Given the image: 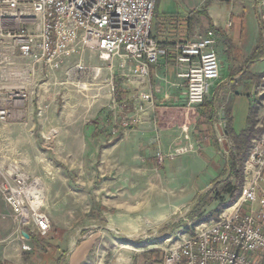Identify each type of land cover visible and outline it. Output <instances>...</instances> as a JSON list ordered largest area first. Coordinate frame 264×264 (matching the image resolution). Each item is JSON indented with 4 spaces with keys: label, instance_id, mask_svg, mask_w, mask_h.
<instances>
[{
    "label": "rangeland",
    "instance_id": "374dc122",
    "mask_svg": "<svg viewBox=\"0 0 264 264\" xmlns=\"http://www.w3.org/2000/svg\"><path fill=\"white\" fill-rule=\"evenodd\" d=\"M258 4H260V0H207L201 2L199 0H156L153 32L156 34L157 29L159 30L162 24L155 19V16L158 15L162 18L169 13H172L170 15L172 18H176L175 22L179 21L180 18L188 19L186 39H193L203 34L207 28H213L210 16L221 27H224L226 22L231 20L234 22L235 28H239V18L243 22L241 25L242 37L241 39L232 38L236 44L242 43V46L234 45V47L243 53H249L251 47L253 48L258 43L259 49H263L262 57H264V28L262 31L259 30V34L254 12V10L257 11L258 15L261 16L264 10L262 7L260 9ZM261 19L264 20L263 17ZM172 22L174 23V21ZM83 53L61 58L57 67L44 68L39 76L33 70L23 73L19 78V80L23 78L21 83L25 85L24 89L19 90L24 94L22 100L7 101L10 92L15 90L4 86L6 73L0 70V108L7 109L6 119L0 120V161L6 167L11 163L17 165L31 178H36L41 182L43 188L41 211L49 216L51 223L49 234L47 233L43 237H33L34 240L29 243L35 247L31 251H23L27 253V255L25 254V264H34L35 259H39V257L42 259L36 264H66V250L56 251L46 248L54 228L60 225H74L72 226L74 228L69 229L70 231L76 228H89L90 232L85 235L92 234L96 230L99 231L92 234L97 244L99 243L98 248L93 249L80 264H117V259L120 256H125V259H128L127 264H161L165 244L173 240L180 232L188 234L191 231L190 227L197 224L195 220L198 215L206 214L219 203V199L215 196L217 193H219L218 196L222 195L218 190L223 185V180L227 175L223 174L216 182L212 183L208 188L211 190L206 193L207 196L204 192L203 195L199 194L200 196L192 202L189 208L186 207L177 211L168 221L156 223L149 230L143 232L137 231L127 234L119 232L118 228L110 224L109 221H116L113 216L116 211L113 210L114 212H112V208L114 209V206L118 204L110 191L111 185L105 186L102 190L103 200L101 201L106 205L105 211H103L105 216H84L93 202L92 199L97 196L96 189L88 182L89 168H87L86 159L88 153L83 160L78 159V154L67 151L66 141L73 132L71 129L74 128L72 126L74 123L84 122L86 125L95 127L98 126V123L100 124L101 118L107 121L105 111L109 104H112L109 95L114 93V89H112L113 82L111 79L108 80V77L105 78L106 76L99 77L100 75L98 78L90 72L89 68L93 69L94 66L88 62L89 60L86 59L85 61ZM249 57L250 54L245 61L240 58L239 64L242 63L243 73L231 80L228 85L231 93L228 94H232L234 85L240 86L242 84L243 88L240 89L239 87L240 91L248 94L247 96L255 107L254 128L262 131L251 139V146L254 139L261 138L264 134V118L261 115L258 117L256 115V109L261 106L264 100V69L257 71L263 64L253 65L259 62V58L251 61ZM222 60L225 62L224 71L227 72L226 58L222 57ZM233 60L236 61L235 58ZM77 63L84 64L88 69L80 73L76 69ZM252 65L253 67H251ZM237 67L234 70L231 69L232 75L240 71V66ZM79 80L85 82L86 87L84 89L75 85ZM244 80H247L248 86ZM12 82L16 84V81ZM103 84L107 85L104 91L102 89ZM247 96H239L237 100L235 98L233 105H231V127L234 131H239L246 125ZM223 101L224 98L221 97L220 103ZM31 113L32 117H29ZM176 113L180 115L182 111ZM49 115L53 117V122L50 121ZM225 116L227 117V115ZM218 117L215 128L220 135L222 134L223 138L225 135L227 144L231 146L232 140L227 127ZM29 118L35 122L27 121ZM72 119L74 120L72 121ZM186 119L187 116L184 117V120ZM170 134L176 135L173 132ZM222 144H225L224 141ZM229 145L225 144V147ZM172 162L165 161L164 165L184 185L187 174L183 169L177 168V165H169ZM159 170L164 175V170L161 168ZM193 171L198 172V179L202 181L207 178L206 173H209L208 168L204 166L200 169L195 168ZM230 179L231 177L227 180ZM224 196L226 198V195ZM210 198L212 199L208 200ZM256 199H258V195ZM156 203V201L151 200L148 205L155 207ZM253 204L254 202L245 204L244 207L248 209V206H253ZM139 213L143 214L141 211ZM22 227L0 197V258L6 259L9 256L8 258H12L9 260V264H17L14 255H10L12 251H16V245L12 246L13 239L17 238L18 248L22 250L20 248L22 239L19 235V229ZM72 235L71 233L70 238ZM55 253L57 261L53 262L52 256ZM4 264L8 263L5 262Z\"/></svg>",
    "mask_w": 264,
    "mask_h": 264
},
{
    "label": "crops",
    "instance_id": "0c3cea01",
    "mask_svg": "<svg viewBox=\"0 0 264 264\" xmlns=\"http://www.w3.org/2000/svg\"><path fill=\"white\" fill-rule=\"evenodd\" d=\"M259 8L262 9L260 6ZM254 12L259 32L258 17L262 16L264 19V12L261 16L257 11L254 10ZM170 15L172 13L162 18L155 16V19L162 23L155 35L168 47V56L150 65L148 76L144 79L131 74L130 60L125 61L122 57L113 56L110 60L103 61L95 52L82 51L85 61L89 60L88 62L94 66L93 69L89 68L90 72L97 77L100 75L99 77L106 76L108 80L111 79L114 93L109 95L112 104H109L105 111L107 121L101 118L100 124L98 123L95 127L86 125L84 122L72 124L73 132L66 141V148L68 152L78 154L77 158L80 160H83L88 153L86 156L87 168H89L88 182L96 189L97 196L92 199L93 202L84 216H89V213L98 206L101 207L100 215L105 216L103 211L106 205L101 201L103 200L102 190L105 186L111 185L110 191L118 204L114 206V209L112 208V212L116 211L113 215L116 221L109 222L113 227L118 228L119 232L127 234L149 230L156 223L168 221L177 211L189 208L199 194L206 192L213 181L228 171L231 146L227 144L225 135L223 138L215 128L216 119L219 116L218 119L225 126L227 108L231 116V105L234 99L248 95L240 91L243 88L242 84L234 85L232 94H228L231 93L228 86L231 80L243 73L242 63L239 64L240 58L245 61L253 49L251 47L249 53H243L234 47V45L242 46V43L236 44L232 38L241 39L242 19L238 18L239 28H235L231 20L221 27L209 15L213 24V28H209L214 29L216 33L215 50L220 62V75L213 81L203 104L195 107L186 106V79L179 75L185 71L186 66L175 61V50L178 43L188 40L186 39L188 19L180 18L175 22L176 18ZM229 22L230 25H228ZM222 57L226 58L228 63L227 72L224 71L225 62ZM122 61H124L123 67L120 66ZM259 63L263 65L257 71L264 69V57H260L259 62L253 65ZM238 65L240 71L232 75L231 69L238 68ZM42 69L44 68L41 66L36 68L35 74L39 76ZM85 69L87 70L88 67ZM80 73H83V70ZM244 82L248 86L247 80ZM108 84H110L109 81ZM75 85L83 89L86 87L85 82L81 80ZM102 87L104 91L107 85L103 84ZM142 94H149L150 99L144 100L141 97ZM221 97L224 98L222 103H220ZM247 101L249 109L252 101L248 96ZM256 110L257 117L261 115L264 118V100ZM180 111L182 114L176 113ZM186 116L187 119L184 120ZM29 117H32V113ZM49 118H51L50 121H54L52 116ZM125 118H136L137 122L123 126L122 120ZM27 121L35 122L30 118ZM170 132L176 135H171ZM219 137L229 146L225 147V144L218 140ZM165 161H173L169 165L175 164L177 168L185 171L187 176L184 185L171 170L167 169L164 165ZM203 166L209 170L204 181L198 179L197 171H193ZM159 168L164 170V175L160 173ZM151 200L157 202L155 207L148 205ZM261 201H264V186L262 191L258 192V205ZM257 202L253 204V207L257 206ZM244 206L245 204L243 209H245ZM226 209L227 207L224 210L227 211ZM140 211L143 214L139 213ZM72 226L55 227L46 248L56 251L66 250V264H80L93 249L98 248L99 243L97 244L92 234L99 231L85 235L90 232L89 228H76L70 231L69 229L74 228ZM71 233L73 235L70 238ZM16 240L17 238L12 240V246L16 245V251H12L10 255H14L17 264H25L27 253L19 250ZM32 241L28 240V242ZM34 247L32 245V248ZM8 257L0 258V262L9 264L12 258ZM52 257L53 262H56V253ZM41 259V257L35 259L34 264ZM117 260V264H127L128 261L125 256H120Z\"/></svg>",
    "mask_w": 264,
    "mask_h": 264
},
{
    "label": "built area",
    "instance_id": "2783aa9c",
    "mask_svg": "<svg viewBox=\"0 0 264 264\" xmlns=\"http://www.w3.org/2000/svg\"><path fill=\"white\" fill-rule=\"evenodd\" d=\"M207 1V0H201ZM156 0H0V70L9 100H22L23 73L54 68L63 57L84 50L103 61L113 56L132 62L131 74L148 76L149 66L168 56V47L153 32ZM264 9V0H260ZM230 25V22L228 23ZM216 33L204 34L177 44L175 61L186 66L179 74L186 79V106L201 105L220 75L215 50ZM124 66V61L120 63ZM84 70L82 63L76 64ZM16 81V84L14 82ZM2 88H4L1 85ZM149 100V94H142ZM7 109L0 108V120ZM137 122L123 119L122 125ZM223 141L221 137L219 139ZM264 186V135L254 139L243 166V185L237 200L216 219L195 224L188 234L178 233L165 244L161 264H264V201L257 202ZM0 197L23 226L22 251L33 248L31 237H43L50 219L41 211L43 188L17 165L0 161ZM257 202L243 209L244 204ZM28 234L25 238L21 231ZM171 239V238H170Z\"/></svg>",
    "mask_w": 264,
    "mask_h": 264
},
{
    "label": "trees",
    "instance_id": "16d2710c",
    "mask_svg": "<svg viewBox=\"0 0 264 264\" xmlns=\"http://www.w3.org/2000/svg\"><path fill=\"white\" fill-rule=\"evenodd\" d=\"M258 23H259V30L262 31L264 28V20L258 17ZM260 31H259V34H260ZM260 39L261 37L259 38V40ZM262 56H263V49L262 50L261 48L259 49V44L257 43L255 44V46L253 47L250 53L249 60L255 61L256 59ZM226 115H227V120H226L225 127H227L228 134L231 137L232 145H231V149L229 150V161H228L229 168H228V171L225 173L227 176L223 180L224 181L223 185L218 190L220 191L222 195L218 196L217 194L219 193L216 194L215 197L219 199V203L215 206V208H213L206 214H199L195 220L197 224L205 222L206 220L208 221L212 218L216 219L219 213L222 212L224 208L231 206L237 200L242 190L243 166H244V161L246 159V156H247L250 144H251V139L259 135L262 131L261 129L254 128L255 107L253 106V104H251L248 109L247 126L238 132H235L231 127V116H230V112L228 108L226 111ZM229 177H231V179L227 180L229 179ZM213 182H216V180ZM209 190H211V188L208 189L206 192H204L205 196H207L206 193ZM200 195H203V193ZM200 195H198L197 198ZM223 195H226V198L225 196L223 197ZM215 197L213 196V198ZM211 199L212 198L208 200H211ZM100 209L101 207L99 206L97 208H94V210H92L89 213V216L100 215ZM190 229H192V227H190ZM30 239L34 240V238L31 236H30ZM0 264L2 263L0 262Z\"/></svg>",
    "mask_w": 264,
    "mask_h": 264
},
{
    "label": "water",
    "instance_id": "95a60500",
    "mask_svg": "<svg viewBox=\"0 0 264 264\" xmlns=\"http://www.w3.org/2000/svg\"><path fill=\"white\" fill-rule=\"evenodd\" d=\"M21 233H22V235H23L25 238H28V237H29L28 234H27L24 230H22Z\"/></svg>",
    "mask_w": 264,
    "mask_h": 264
}]
</instances>
